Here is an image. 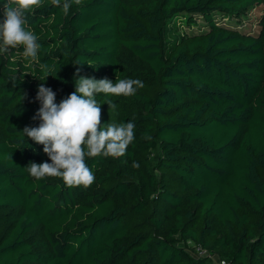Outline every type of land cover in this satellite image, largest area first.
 <instances>
[{"label":"trees","instance_id":"trees-1","mask_svg":"<svg viewBox=\"0 0 264 264\" xmlns=\"http://www.w3.org/2000/svg\"><path fill=\"white\" fill-rule=\"evenodd\" d=\"M62 3L26 13L36 61L0 54V264H211L196 247L264 264V0ZM80 77L143 82L96 95L100 130L131 121L134 140L85 157L88 187L37 179L25 168L51 160L22 131L41 123L38 88L59 104Z\"/></svg>","mask_w":264,"mask_h":264},{"label":"clouds","instance_id":"clouds-1","mask_svg":"<svg viewBox=\"0 0 264 264\" xmlns=\"http://www.w3.org/2000/svg\"><path fill=\"white\" fill-rule=\"evenodd\" d=\"M73 2L80 4L81 0H63L65 15ZM42 3L43 0H6L3 5L4 20L0 22V54L7 53L9 49L22 48L20 55L24 59L37 60L41 46L37 42L38 36L26 27V13ZM51 3L61 7V0H51ZM40 67L45 71L44 76L38 79L46 81L51 75H48L46 65L41 64ZM143 87L139 79L117 78L113 83L107 78L80 77L75 81L76 90L57 104L56 93L41 84L36 97L41 107L33 117L41 123L38 127H25L22 133L43 145V151L51 163L30 162L25 169L37 179L60 177L68 186H90L95 176L87 166L85 157L124 156L134 140L135 128L134 123L128 121L110 123L100 130L102 112L96 95L132 96ZM107 105L110 109L115 107L111 101ZM132 166L139 168V163L134 161Z\"/></svg>","mask_w":264,"mask_h":264},{"label":"rangeland","instance_id":"rangeland-1","mask_svg":"<svg viewBox=\"0 0 264 264\" xmlns=\"http://www.w3.org/2000/svg\"><path fill=\"white\" fill-rule=\"evenodd\" d=\"M259 15H260L259 11L254 10L252 12L251 16H249V21H253L252 23H254L255 19L257 17H259ZM198 25H199L198 26L199 28L197 30H201V27L204 26V24L202 22H198ZM242 28L247 30V31H254V32L258 31V28L255 25H253L251 23H247V22L243 24ZM195 31H196V29L191 30V32H195Z\"/></svg>","mask_w":264,"mask_h":264},{"label":"built area","instance_id":"built-area-1","mask_svg":"<svg viewBox=\"0 0 264 264\" xmlns=\"http://www.w3.org/2000/svg\"><path fill=\"white\" fill-rule=\"evenodd\" d=\"M195 254L199 258H209L211 264H227L224 260L219 259L216 256L209 255V253L207 251L201 249L200 247L195 248Z\"/></svg>","mask_w":264,"mask_h":264}]
</instances>
